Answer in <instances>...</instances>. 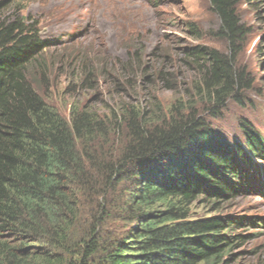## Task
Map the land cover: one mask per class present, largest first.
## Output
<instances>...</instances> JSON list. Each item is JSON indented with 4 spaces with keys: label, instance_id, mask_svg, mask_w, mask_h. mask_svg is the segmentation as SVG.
<instances>
[{
    "label": "trees",
    "instance_id": "1",
    "mask_svg": "<svg viewBox=\"0 0 264 264\" xmlns=\"http://www.w3.org/2000/svg\"><path fill=\"white\" fill-rule=\"evenodd\" d=\"M11 1L0 0V264H227L241 221L193 218L192 207L202 199L218 210L223 196L249 186L264 135L242 124L244 149L194 107L160 117L122 104L109 113L74 104L67 120L48 100L51 73L38 59L59 41L8 13ZM238 1L211 0L233 53L196 46L187 55L212 117L251 88L235 67L246 33ZM136 58L129 53L118 66ZM76 64L67 89L97 86L96 62Z\"/></svg>",
    "mask_w": 264,
    "mask_h": 264
},
{
    "label": "rangeland",
    "instance_id": "2",
    "mask_svg": "<svg viewBox=\"0 0 264 264\" xmlns=\"http://www.w3.org/2000/svg\"><path fill=\"white\" fill-rule=\"evenodd\" d=\"M7 6L8 13H18L36 23L44 37L59 41L51 42L38 59L51 73L48 100L67 120L74 104L106 113L122 104L160 117L194 107L204 109L214 131L242 147V124L264 135V0L238 1L246 33L235 46V67L251 88L244 102L229 99L216 117L198 91L199 68L187 62L188 51L196 46L233 53L231 42L220 35L221 20L211 0H12ZM134 52L137 58L128 68L118 66ZM75 58L96 62L97 86L67 89L72 70L78 68ZM253 159L250 187L227 193L218 210L202 199L192 207L193 218L220 215L242 222L231 230L241 238L225 255L227 264H264V158ZM117 226L127 229L121 221Z\"/></svg>",
    "mask_w": 264,
    "mask_h": 264
},
{
    "label": "clouds",
    "instance_id": "3",
    "mask_svg": "<svg viewBox=\"0 0 264 264\" xmlns=\"http://www.w3.org/2000/svg\"><path fill=\"white\" fill-rule=\"evenodd\" d=\"M42 33V32H41ZM43 34V33H42ZM246 147V146H245ZM261 159H263V158H261Z\"/></svg>",
    "mask_w": 264,
    "mask_h": 264
}]
</instances>
